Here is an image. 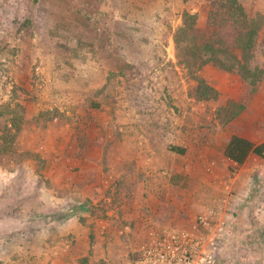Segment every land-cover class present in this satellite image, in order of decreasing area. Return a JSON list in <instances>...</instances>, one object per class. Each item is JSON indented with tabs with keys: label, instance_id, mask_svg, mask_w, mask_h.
<instances>
[{
	"label": "rangeland",
	"instance_id": "rangeland-1",
	"mask_svg": "<svg viewBox=\"0 0 264 264\" xmlns=\"http://www.w3.org/2000/svg\"><path fill=\"white\" fill-rule=\"evenodd\" d=\"M197 2L0 0V264H34L37 254H49L56 243L51 241L67 236L73 224L80 231L91 228L85 221L89 211L95 209L96 220L125 202L108 179L101 183L100 200L86 211L68 212L61 194L59 201L54 197L57 171L70 172L68 177L87 171V160L101 153L102 172L117 173L115 159L125 153L118 145H137L142 153L147 145H215L216 123L219 135L227 137L240 109L235 98L240 86L232 75L249 84L247 91L264 80V0H239L255 31L247 81L194 62L202 52L180 29L183 11L190 6V14L198 13ZM174 37L189 45L188 55L177 54ZM155 169L154 175L166 172L162 166ZM124 170L144 174L146 168L130 162ZM123 186L128 198L131 183ZM215 201L196 217L218 209L227 223L226 238L231 221L225 219L223 202ZM260 203L254 197L250 204ZM237 213L236 223L256 222L242 209ZM263 227L246 230L253 239L250 264H264ZM233 231L243 237L244 230ZM115 232L125 248L112 252L125 258L100 264H129L137 256L142 238L132 240V231L124 227ZM223 253L229 264H244L241 240L234 247L224 245Z\"/></svg>",
	"mask_w": 264,
	"mask_h": 264
},
{
	"label": "crops",
	"instance_id": "crops-1",
	"mask_svg": "<svg viewBox=\"0 0 264 264\" xmlns=\"http://www.w3.org/2000/svg\"><path fill=\"white\" fill-rule=\"evenodd\" d=\"M232 78L240 86L238 95L235 94L236 104L240 109L238 115H235L233 125L229 124L232 130H228L225 134L226 138L219 135V126L216 123L218 131L213 134L215 145H147L145 153H142L141 147L138 148L137 145H118L125 153L115 159V164L118 166L117 173L110 175L102 172L104 161L100 157L101 153L87 160V171L82 169L73 172L71 177H68L70 172L64 176V174L59 175L57 171L54 176L57 184L54 197L59 201L58 194H61V198L68 204V212L73 213L77 207H82L86 211L88 206L100 200V192L103 191L101 183L108 182V179L116 183L125 202L119 203V209L99 215V219L96 220H94L95 209L93 212L89 211L86 217L90 220L85 219V221L89 222L91 228L86 227L80 231L79 227H76L78 224H73L72 230H67V236L57 237L55 241H51L56 243L55 247H49L51 251L49 254L43 257L41 252L37 254L38 261L34 264H100L105 259L121 261L125 258V254L112 252V249L125 248V244L119 240V236H116L117 228L124 227L132 231L130 238L137 241L138 238H142L143 242L154 227L169 224L176 227L189 225L211 199L223 202L226 209L225 219L231 221L229 222L231 233L225 238V245L234 247L241 240L246 250L242 260L244 264H250L249 251L253 239L246 230H250L253 226H264L262 225L264 224V189L259 188L264 186V80L247 91L248 83L245 82L246 86L238 80V77L232 75ZM228 84L230 85V82ZM221 85L224 86V83ZM227 91L228 98L233 100L232 91ZM240 97H244L245 100H241ZM228 98L226 97L227 101ZM232 136L248 140L253 144V149L259 148V151L252 149L246 159L236 165L223 154ZM93 148L90 146L85 149ZM101 148L99 145V150ZM173 148L183 152L179 153ZM128 153H131L130 158L126 155ZM130 162H135L137 167L144 166L145 173H126L124 169ZM160 166L166 169V172L161 176L154 175L155 168ZM156 176L161 179H156ZM172 180L176 184H173ZM127 182L131 183V190L127 193L128 198L123 186ZM183 183H187V187H181ZM254 197L263 200V205L260 203V207H252L250 203ZM168 204L171 205L170 209ZM240 209L244 210L248 220L254 216L256 222L236 223L235 221L239 222L241 219L239 217L241 213H237ZM66 222L65 224H69V219ZM93 222L95 224H92ZM234 228L244 230L242 238H240L242 234L233 231ZM77 231L82 233L81 236ZM255 240L260 241L254 238V242ZM232 258L235 259L234 255Z\"/></svg>",
	"mask_w": 264,
	"mask_h": 264
},
{
	"label": "trees",
	"instance_id": "trees-1",
	"mask_svg": "<svg viewBox=\"0 0 264 264\" xmlns=\"http://www.w3.org/2000/svg\"><path fill=\"white\" fill-rule=\"evenodd\" d=\"M194 7L198 8V13L190 14V6L187 7L188 10L183 11L180 29L182 35L193 38L192 47L202 52L194 62L198 63L199 60L198 66L210 64L224 72L239 75L247 81V77L252 76L249 64L254 50L255 31L249 24L239 0H198ZM177 38L174 37L177 54L185 51L188 55L191 50L189 45H183L180 41L182 38ZM180 62H183V59H180ZM252 149L253 144L248 140L232 136L223 154L228 160L239 165ZM258 149L253 150L258 152ZM172 182L176 184L175 181Z\"/></svg>",
	"mask_w": 264,
	"mask_h": 264
},
{
	"label": "built area",
	"instance_id": "built-area-1",
	"mask_svg": "<svg viewBox=\"0 0 264 264\" xmlns=\"http://www.w3.org/2000/svg\"><path fill=\"white\" fill-rule=\"evenodd\" d=\"M217 212L211 209L187 227L152 228L129 264H229L223 253L227 223Z\"/></svg>",
	"mask_w": 264,
	"mask_h": 264
}]
</instances>
